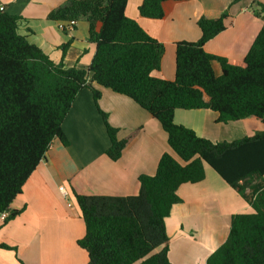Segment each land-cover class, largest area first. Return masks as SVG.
<instances>
[{"label":"trees","instance_id":"obj_1","mask_svg":"<svg viewBox=\"0 0 264 264\" xmlns=\"http://www.w3.org/2000/svg\"><path fill=\"white\" fill-rule=\"evenodd\" d=\"M169 1L192 0H143L139 14L163 20ZM129 3L68 0L50 13L56 22L88 23L96 53L87 69L56 64L20 34V17L0 11V220L7 214V225L21 214L13 204L53 141L71 145L64 123L83 89L92 91L99 108L97 84L131 99L156 119L178 159L165 153L154 176H140L137 196L74 195L86 225L77 244L87 252L89 264H172L166 221L182 202L179 189L202 183L207 167L252 209L232 217L227 241L207 264H264V129L232 142H213L175 121L178 110H210L220 124L259 121L264 126V3L253 2L263 26L242 60L205 49L233 24L229 12L202 15L197 22L201 38L176 44L174 81L154 75L162 69L166 46L128 15ZM100 114L111 142L106 155L117 162L136 133L119 140L108 114ZM0 249L17 252L7 244Z\"/></svg>","mask_w":264,"mask_h":264},{"label":"crops","instance_id":"obj_2","mask_svg":"<svg viewBox=\"0 0 264 264\" xmlns=\"http://www.w3.org/2000/svg\"><path fill=\"white\" fill-rule=\"evenodd\" d=\"M142 2L130 0L127 13L166 46L162 69L154 75L168 81L176 78V44L201 38L198 26L196 32L190 33V22L195 20L197 25L205 13L228 11L234 19V24L206 44V51L214 55L244 59L262 28L254 0L169 1L164 5L165 18L160 21L140 16ZM67 3L68 0H0L8 13L21 18L20 34L56 64L66 69H87L96 53V45L89 41L88 23L73 25L49 18L52 11ZM213 5L219 9L212 11ZM61 24L66 26L61 28ZM213 66L220 75V64L215 62ZM94 86L102 93L99 108L92 91L83 89L64 123L71 145L66 147L59 139L53 141L46 158L13 204L21 214L7 225L0 220V244L17 248V252L0 249L1 264H20L19 260L25 264H89L87 252L77 244L86 234V225L74 195L137 196L140 176H154L165 153L178 159L169 146L167 133L147 111L111 89ZM99 109L119 130V140L136 133L117 162L106 155L111 142ZM217 119L218 114L210 110H178L175 114L176 123L213 142H232L264 129L259 121L220 124ZM206 173L202 183L179 189L182 202L174 206L166 221L172 264H207L211 254L227 241L232 217L252 210L217 173L209 167ZM62 239L64 242L59 244Z\"/></svg>","mask_w":264,"mask_h":264},{"label":"rangeland","instance_id":"obj_3","mask_svg":"<svg viewBox=\"0 0 264 264\" xmlns=\"http://www.w3.org/2000/svg\"><path fill=\"white\" fill-rule=\"evenodd\" d=\"M213 2H215V0H212ZM214 5L213 6H211V10L212 11H214L215 9H219V8H217L216 6L214 7ZM216 13H219V12H216ZM192 19H194V17L192 18ZM261 20V19H260ZM233 21V24H234V19L232 20ZM261 22V21H260ZM183 26H184V24H182V28H183ZM262 26H263V22H262ZM199 28V27H198ZM198 28H197V25H196V22H195V20H193V21H191L190 22V33L192 32V30H193V32H196L195 30L197 29L198 30ZM62 242H64V239H62V240H60L58 243L59 244H61ZM60 246V245H59Z\"/></svg>","mask_w":264,"mask_h":264},{"label":"built area","instance_id":"obj_4","mask_svg":"<svg viewBox=\"0 0 264 264\" xmlns=\"http://www.w3.org/2000/svg\"><path fill=\"white\" fill-rule=\"evenodd\" d=\"M0 11H6V7L0 4ZM71 23L74 24V22H71ZM64 26H66V24H61V28H64ZM6 217H7V214L2 215V219H5Z\"/></svg>","mask_w":264,"mask_h":264}]
</instances>
